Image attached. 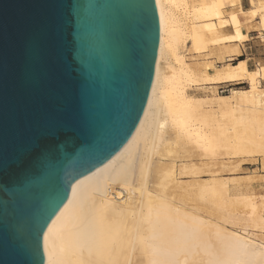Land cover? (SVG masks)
Listing matches in <instances>:
<instances>
[{
    "label": "bare ground",
    "instance_id": "1",
    "mask_svg": "<svg viewBox=\"0 0 264 264\" xmlns=\"http://www.w3.org/2000/svg\"><path fill=\"white\" fill-rule=\"evenodd\" d=\"M240 2L155 0L143 114L126 144L72 185L42 233L44 264H264V194L216 169L264 161V65L238 59L242 16L259 8ZM225 84L248 88L220 95Z\"/></svg>",
    "mask_w": 264,
    "mask_h": 264
},
{
    "label": "water",
    "instance_id": "2",
    "mask_svg": "<svg viewBox=\"0 0 264 264\" xmlns=\"http://www.w3.org/2000/svg\"><path fill=\"white\" fill-rule=\"evenodd\" d=\"M159 36L155 0H0V264H44L72 185L135 131Z\"/></svg>",
    "mask_w": 264,
    "mask_h": 264
},
{
    "label": "rangeland",
    "instance_id": "3",
    "mask_svg": "<svg viewBox=\"0 0 264 264\" xmlns=\"http://www.w3.org/2000/svg\"><path fill=\"white\" fill-rule=\"evenodd\" d=\"M238 7L242 9L241 5H239ZM245 7L251 10L256 7L259 8L258 11L260 14L258 13L257 16L253 17L252 15H249V14L243 15V16H248L250 19L260 18L261 17L260 15L264 14V0H250V5L248 6L245 3ZM243 23H245L244 20H243ZM247 88H248L247 84H241V85L225 84L220 87V89L218 90V93L220 95H227L229 94L231 89L245 90ZM261 88L264 89V82L261 84ZM216 169L218 171L223 172L225 174L224 177L226 179H230V180L232 179L236 181L240 179L238 182H239V186L242 189H249L253 191L255 194L257 193L264 194V161L263 159L253 158L249 156H245L244 158H241V159H230V160H226L224 162V165L221 168H216ZM250 177L256 180L252 181ZM242 180L243 182H240Z\"/></svg>",
    "mask_w": 264,
    "mask_h": 264
},
{
    "label": "crops",
    "instance_id": "4",
    "mask_svg": "<svg viewBox=\"0 0 264 264\" xmlns=\"http://www.w3.org/2000/svg\"><path fill=\"white\" fill-rule=\"evenodd\" d=\"M245 3L249 6L250 0H241L240 5L242 10H250L245 7ZM242 19L244 20L246 25L244 27V33L247 34L248 38L240 45L241 54L239 57L244 58L243 61L247 62L248 69L252 71L258 65H264V38H262L264 36V33L260 26V18L250 19L248 16H242Z\"/></svg>",
    "mask_w": 264,
    "mask_h": 264
},
{
    "label": "trees",
    "instance_id": "5",
    "mask_svg": "<svg viewBox=\"0 0 264 264\" xmlns=\"http://www.w3.org/2000/svg\"><path fill=\"white\" fill-rule=\"evenodd\" d=\"M239 59H240V60H244V58H242V57H241V58H239Z\"/></svg>",
    "mask_w": 264,
    "mask_h": 264
}]
</instances>
